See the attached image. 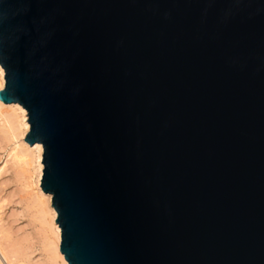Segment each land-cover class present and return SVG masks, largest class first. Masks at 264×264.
<instances>
[{
    "label": "water",
    "instance_id": "95a60500",
    "mask_svg": "<svg viewBox=\"0 0 264 264\" xmlns=\"http://www.w3.org/2000/svg\"><path fill=\"white\" fill-rule=\"evenodd\" d=\"M0 67L67 264H264V0H0Z\"/></svg>",
    "mask_w": 264,
    "mask_h": 264
},
{
    "label": "rangeland",
    "instance_id": "374dc122",
    "mask_svg": "<svg viewBox=\"0 0 264 264\" xmlns=\"http://www.w3.org/2000/svg\"><path fill=\"white\" fill-rule=\"evenodd\" d=\"M12 134L0 117V248L9 261L0 256V264H67L57 250V214L37 184L39 163L31 154L16 159L29 145Z\"/></svg>",
    "mask_w": 264,
    "mask_h": 264
},
{
    "label": "bare ground",
    "instance_id": "6f19581e",
    "mask_svg": "<svg viewBox=\"0 0 264 264\" xmlns=\"http://www.w3.org/2000/svg\"><path fill=\"white\" fill-rule=\"evenodd\" d=\"M3 76H4V72H3L2 68L0 67V91L3 90L4 84H5ZM18 112H20L21 115H18ZM9 116H12L15 118V121H14L15 124L10 123ZM0 117H3L4 123H5V128L8 131H11L13 133L12 135H14V136L17 135L18 137L22 138V140L25 139L26 134L29 132V126H28V123L23 121V120H25L26 117H25L24 109L21 108L20 105H18V104L7 105V104H4L3 102L0 101ZM6 125H7V127H6ZM15 131L18 132V134H16ZM21 148L24 149L22 151L23 154H21L19 157L17 156V158L15 157L16 159H23L28 154H31V155H34L35 159L39 163L38 168H37L38 177H39L37 184L39 187L40 183H41L40 180H41L42 170H43V167L41 164V159H42L41 155L43 153L42 147L40 144H35L31 147H29V146L26 147V145H25V148L24 147H21ZM46 198H47L48 202L50 203V201H51L50 195L46 196ZM54 218H55V215H54ZM60 234H61V232H60L59 228H57L56 235L58 238V244H57V250L58 251H59V244H60ZM59 253H60V251H59ZM0 256L2 257V259L4 261L9 262L7 256L3 253V250L1 248H0ZM62 259L65 263H67L64 260V256L62 257Z\"/></svg>",
    "mask_w": 264,
    "mask_h": 264
}]
</instances>
